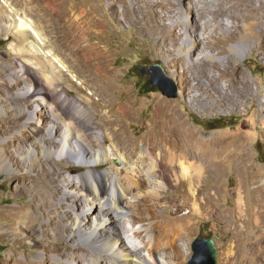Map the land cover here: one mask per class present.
<instances>
[{"label": "rangeland", "instance_id": "374dc122", "mask_svg": "<svg viewBox=\"0 0 264 264\" xmlns=\"http://www.w3.org/2000/svg\"><path fill=\"white\" fill-rule=\"evenodd\" d=\"M3 1L0 0V6ZM227 1L232 5L230 10L233 12L242 9L238 0ZM56 2L59 25L55 21L47 25L36 20L32 14H27V20L33 21L36 30L47 39L49 48L70 70L68 73L64 72L63 76H58V81H54L52 88L45 86V97L60 115V119L53 123L39 122L40 134L49 133L51 145L57 150L62 133L56 132L55 135L54 131L48 132V128L58 127L64 122H78L70 110L62 112L60 96L70 99L88 96L93 101L92 107L103 110V104L108 100L124 106L133 117L119 116L111 120L118 123L123 136L138 145L153 135L157 120L175 124V135L179 134L189 145L214 154L219 150L220 153L212 164V172L206 174L203 182H197L194 195L189 192L187 183L181 182L176 187L170 180L165 181L166 190L160 191L164 218L168 221L186 220L189 225L186 240L189 251L182 264L190 262L193 256L191 242L197 237L214 238L217 264H264V43L258 36L251 40L250 45H245L241 42L245 31L231 32L234 29L231 28L232 22L242 25L243 10L236 12L235 17L230 13L222 14L223 20L217 21L220 28L216 30L212 26L213 32L208 36L209 46H202L203 37L206 36L203 21L199 20L194 24L198 52L188 55L185 63L197 61L198 55L202 53L225 60L223 66H205V71L199 73L198 70H193L201 82L212 89L205 91L198 89L197 80L180 63H176L175 51L166 52L160 45L159 38L166 32L169 36H177L181 43H189L186 33L175 29L181 28L179 24L182 21L178 16L173 15L168 21L160 22L152 15L153 10L149 7L151 3L145 6L143 2L136 3L135 0ZM252 3L256 7L264 6V0H252ZM187 5L188 3L183 2L179 6L182 13H187ZM6 10H0V15H4L0 18V26L12 23L6 18ZM83 10L94 22H90L91 26L87 25L86 41L72 42L74 29L80 27V33L81 27L86 29V26H77L87 20L88 16L81 17ZM156 10L162 14L160 6ZM77 16L80 19L69 27L68 22ZM172 23L173 27H170ZM15 40V33H11L9 38L4 33L0 34V65L3 67L0 81L8 83L12 73L21 71L33 82L35 71L21 63L12 50L10 44ZM86 44L94 45L96 52L91 54L82 50ZM230 49L237 52L232 53ZM227 58L230 59L229 63ZM155 64L163 68L168 79L167 85L176 93L175 97H167L150 82V86L145 85L149 77L142 75L138 67ZM69 74H74L82 82V86L77 85ZM241 74L249 86L248 93L243 90V83L239 81ZM220 85L230 86L233 91L229 89V95L225 97L220 93L215 94V88ZM3 89L7 90L5 87L0 89V264H35L40 255H52L66 247L77 248L78 255L83 259V256H87L88 247L83 244L74 246L66 232L63 234V241L53 240L51 235H45V241L51 244L50 252L44 253L45 250L36 239L39 234L32 228L34 222L28 227L19 225L17 233L13 228L14 219L20 215L15 209H27L26 217H34L37 213L33 209L37 203L36 189L43 186L49 191L57 184L54 181L55 175L66 174L68 171L65 170L66 164L59 161L60 169L52 162L47 164L40 161V144L37 142L40 136H36L33 131L20 133L21 124L30 113L34 114L33 99L18 102ZM84 104L88 105V102L85 101ZM19 108L24 110L23 117L19 116ZM34 117L38 118V115L34 114ZM102 121L98 125H92L96 132L101 133V129L106 127V121ZM152 123L153 126H149ZM75 128L84 131L81 123L75 124ZM12 136L15 137L12 139ZM103 147L108 149L106 144ZM28 149L38 160L36 167L30 172L25 171L20 158ZM7 160L12 168L11 172L6 170ZM109 165L119 166L120 163L112 160L111 164H102L100 167L103 169ZM79 166L78 172H72L71 175L82 173L88 168ZM159 175L160 177L152 178V187L148 189L156 187L155 179L164 181L163 174L159 172ZM237 190L241 191L244 200L241 212L237 211L233 197ZM141 217L146 219L144 211ZM111 221L109 219L106 223ZM87 222L91 226L93 218L88 217ZM137 223L139 224L134 223L135 227H140L143 223L151 225L153 222L144 220L143 223ZM63 229L64 226L58 227L59 231ZM121 232L124 233L122 229ZM123 241L130 247L131 243L139 246L138 239L132 234H123ZM83 261L87 263L85 259Z\"/></svg>", "mask_w": 264, "mask_h": 264}, {"label": "bare ground", "instance_id": "6f19581e", "mask_svg": "<svg viewBox=\"0 0 264 264\" xmlns=\"http://www.w3.org/2000/svg\"><path fill=\"white\" fill-rule=\"evenodd\" d=\"M10 1L4 0L0 10H6L5 7H7L8 17L6 18L12 23L7 26L1 25L0 34L4 33L6 38H9L11 33L16 34L15 42L10 44L12 50L15 51L21 63L23 62L35 71L36 77L31 82L21 71L12 73L8 83L0 81V89L5 87L7 90H3L10 93L12 98L18 102H23L28 98L33 99L32 107L35 108L33 113L37 114L38 118L30 113L21 124L20 133L33 131L36 136H40L37 141L40 144V161L43 160L47 164L52 162L59 169V162L64 163L66 164L65 170L68 171L66 174L55 175L54 181L57 184L49 191L43 186L36 189L37 203L33 209L37 210L36 215L38 216L26 217L27 209H15L20 215L14 219L13 228L17 233L19 225L28 227L34 222L32 228L37 235L39 234L36 239L45 250L44 253L50 252L51 243L44 239L47 234L51 235L53 240L63 241L65 239L63 234L66 232L74 246L83 244L88 247L87 256H83L87 263L78 255L77 248L66 247L52 255H40L39 261L35 264H182L189 251L186 245L189 225L186 220L168 221L164 218L160 191L166 190L165 181L170 180L174 182V186H178L181 182L187 183L189 192L194 195L193 190L197 187V182L202 181L206 174L212 172V164L217 159L216 156L220 155L219 150L216 149L218 152L214 154L206 149L189 145L183 137L180 138L179 134L175 135L173 131L175 124L163 123V120H157L154 123L153 135L151 134L147 141L138 145L123 136L121 127L115 120H111L119 116L132 118V113L124 106L116 105L114 100L105 101L104 110L94 108L91 106L93 104L91 98L83 95L72 99L60 96L62 112L70 110L78 122L73 119V123L64 122L58 127L48 128V132L62 133L58 148L54 150L51 145L52 141L48 137L49 133L40 134L39 132V122L53 123L60 119V115L56 113L51 104L49 105L45 97V86L52 88L54 81H58V76H63L64 72L68 73L70 70L49 48L47 39L36 30L33 21L27 20V14H32L36 20L47 25L52 24L53 21L59 25L60 19L56 17L58 3L56 0ZM140 1L145 6L151 3L149 7L153 10L152 15L160 22L168 21L173 15L178 16V19L182 21L180 24L176 23L181 28H174L178 32L186 33L190 40L189 43L179 42L177 36H169L168 32L159 38V42L166 52L175 51L176 63H180L191 73V77L197 80L198 89L212 90L201 82L193 70L196 69L199 73L205 71L203 69L205 66L217 64L223 66L225 60L215 59V57L202 53L198 55L197 61L185 63L188 60L187 56L197 51L194 35L196 31L193 28L197 21L202 20L205 26L206 36L203 37L202 46L204 44L209 46L208 36L213 32L212 26L216 30L220 28L217 21L223 20L221 19L222 14L230 13L235 17L236 12L243 10L242 25L232 22L231 28L234 29H231V32L233 30L245 31V36L241 39L245 45H250L251 40L258 36L264 43V6L256 7L252 0H238L242 9L234 12L230 10L232 5L227 0L219 2L217 0H135L136 3ZM183 2L188 3L187 13H182L179 9ZM157 6L162 8V14L157 12ZM3 16L0 15V18ZM81 17H87V20L77 26H86V29L81 27L82 34L78 31L80 27L74 29L72 34L75 35L72 37V42H82L88 39L85 35L88 31L87 25L91 26L90 22L94 21L91 20V16L86 15L84 10ZM78 18L80 19L77 16L76 19L69 21L68 26H74ZM170 27H173V23ZM235 49H230V52L236 53ZM82 50L91 54L96 52L92 44H86ZM227 62L229 63L230 59L227 58ZM2 70L3 67L0 65V71ZM25 72L30 73L29 70ZM69 75L77 85L82 86V82L74 74ZM239 81L243 83V90L248 93L249 86L243 74L240 75ZM229 89L233 91L230 86L220 85L213 91L225 97L229 95ZM238 92L243 95L240 91ZM85 101L88 105L84 104ZM19 112V116L25 115L23 108H19ZM102 120L106 121V127L101 129V133L96 132L92 125H98ZM80 123L84 129L83 132L75 128V124ZM149 126H153V123ZM4 139L7 140L6 137ZM5 143L7 144V141ZM103 144H106L108 149L103 147ZM20 158L26 172L36 167L38 160L29 149ZM112 160L119 162L120 165H109L103 169L100 167L102 164H111ZM5 162L8 164V166L6 164V170L11 172L9 161ZM79 164L88 168L82 173L71 175L72 172H78L81 167ZM159 172L163 174L164 181L155 179L156 187L148 189L152 187L150 185L152 178L160 177ZM233 197L237 211L241 212V205L244 201L241 191L237 190ZM73 208L77 210H72ZM140 209L146 213V219L141 217L143 211ZM133 210H135L134 214ZM88 217L93 218L91 226L88 225ZM109 219L112 221L106 223ZM144 220L153 223L148 225L143 223ZM137 221L143 224L135 227L134 223L139 224ZM59 226H64V229L59 231ZM123 234L134 235L139 241V246H134L132 243V247L127 246L123 241Z\"/></svg>", "mask_w": 264, "mask_h": 264}, {"label": "water", "instance_id": "95a60500", "mask_svg": "<svg viewBox=\"0 0 264 264\" xmlns=\"http://www.w3.org/2000/svg\"><path fill=\"white\" fill-rule=\"evenodd\" d=\"M141 74L148 75V81L155 85L162 94L167 97H175L176 93L168 87L167 76L159 64L149 65L148 67H138ZM193 256L187 264H217V248L213 237H197L191 242Z\"/></svg>", "mask_w": 264, "mask_h": 264}, {"label": "trees", "instance_id": "16d2710c", "mask_svg": "<svg viewBox=\"0 0 264 264\" xmlns=\"http://www.w3.org/2000/svg\"><path fill=\"white\" fill-rule=\"evenodd\" d=\"M145 85L146 86H150L151 84L149 83V81H147L146 83H145ZM151 91V90H150ZM220 119H222V118H220Z\"/></svg>", "mask_w": 264, "mask_h": 264}]
</instances>
